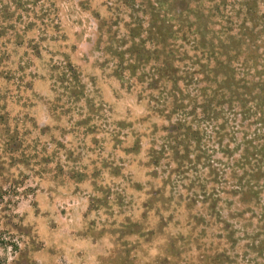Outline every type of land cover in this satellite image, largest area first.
Listing matches in <instances>:
<instances>
[{
    "label": "rangeland",
    "instance_id": "rangeland-1",
    "mask_svg": "<svg viewBox=\"0 0 264 264\" xmlns=\"http://www.w3.org/2000/svg\"><path fill=\"white\" fill-rule=\"evenodd\" d=\"M168 8L0 0V264H264V218L214 197L213 125L144 78Z\"/></svg>",
    "mask_w": 264,
    "mask_h": 264
},
{
    "label": "trees",
    "instance_id": "trees-1",
    "mask_svg": "<svg viewBox=\"0 0 264 264\" xmlns=\"http://www.w3.org/2000/svg\"><path fill=\"white\" fill-rule=\"evenodd\" d=\"M168 9L162 49L153 51L158 66L144 77L158 92L156 106L179 123L199 116L213 125L227 180L221 177L225 188L214 197L232 199L230 219L246 212L264 218V0H169ZM240 206L248 210L236 214Z\"/></svg>",
    "mask_w": 264,
    "mask_h": 264
}]
</instances>
